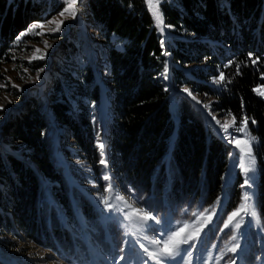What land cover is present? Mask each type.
<instances>
[{
  "label": "trees",
  "instance_id": "obj_1",
  "mask_svg": "<svg viewBox=\"0 0 264 264\" xmlns=\"http://www.w3.org/2000/svg\"><path fill=\"white\" fill-rule=\"evenodd\" d=\"M48 1L56 2L0 0V61L10 60L14 42L41 18ZM85 4L103 38L113 86L103 136L94 141L99 126L97 119L90 121V113L98 111L105 89L90 61L73 62L77 46L64 40L55 51L58 71L46 74V97L41 98L39 87H31L0 126L4 141L16 140L10 143L16 152L0 144V233H21L68 261L89 258L93 245L112 254L119 250L122 228L105 220L76 181L87 179L86 173L58 160L71 153L63 140L66 128L68 143L88 165L96 190L105 191L112 181L143 211L173 218H188L195 209L221 200L207 228L210 237L215 235L242 200L243 175L230 166L236 151L195 101L167 87L165 67L176 86L210 95L215 111L237 122L248 117L259 170L255 206L264 225V98L254 92L264 85V0H163L160 12L174 32L171 38L157 27L147 0ZM220 73L225 80L216 83ZM104 175L110 179H102ZM16 246L11 238H0V247L19 258ZM31 258L20 262L41 260ZM0 264L10 263L0 257Z\"/></svg>",
  "mask_w": 264,
  "mask_h": 264
},
{
  "label": "rangeland",
  "instance_id": "obj_2",
  "mask_svg": "<svg viewBox=\"0 0 264 264\" xmlns=\"http://www.w3.org/2000/svg\"><path fill=\"white\" fill-rule=\"evenodd\" d=\"M162 1L163 0H159V12L160 3ZM48 2V6L41 13V18L34 21L45 24L44 29H36L31 33H27L26 35L28 37H25V30L22 31L14 42V44H16V47L14 53L11 55L10 60L0 61V85H5L4 87H0V105L3 106V110H6L4 113L0 114V126L7 117L8 113L13 108L20 107L22 105V102H24L27 98L28 91L31 87H39L41 98L44 99L46 97L48 89V86L46 87L45 85L47 71H58V69L54 67V63L56 60L55 51L64 40H70L73 41L77 46V49L72 53L73 62L76 64H80L81 62L90 61L94 65L98 74L99 81L105 89L102 93L101 102L98 105V111L95 115L94 113H90V121L92 123L95 122V119H97L98 121L99 128L96 130L93 138L95 142H98L103 136L102 129L104 127L105 115L106 113L111 112L110 96L111 90L113 88L109 78V73L105 68L106 62L103 58V38L96 26V23L93 21L90 15L89 9L85 4V0H79V2L77 3V15L75 19H72L70 16H68V14H66L67 18L59 16V13L65 7H67V0H56L55 3L60 4V6L58 7L55 3H52V1ZM147 2L149 5V0H147ZM151 3L155 4L156 0H151ZM54 19H62L64 21L59 32L50 31V29L54 28L55 25L48 22ZM162 34L164 38H171L172 36H174V32L171 30V27L165 24ZM36 36L37 38H35ZM45 40L48 42L50 47H45ZM37 48L41 50L39 53H36L34 51ZM45 53V59H32L33 55L40 56L45 55ZM36 64L40 65L38 67H35ZM41 68H43V71H40ZM25 69L27 71H25ZM37 74H39V79H37ZM167 77V79H163L167 87L171 91L179 90L183 92V88H188L192 91V93L197 97V100H192L195 101L203 109L209 122L211 123L217 134L227 142L226 135L222 131H218L220 126L216 124L215 120H220L222 124L229 123L231 125L233 117L229 114H222L212 109V97L207 93L197 92L193 90L189 85L185 84L176 86L172 82L170 76L167 75ZM218 77L219 75L214 79H218ZM262 77H264V75H262ZM14 85L18 87H14ZM256 88H260L261 91H264L263 84L257 85L255 89ZM254 92L257 94L256 91ZM257 95L264 98V96H261L259 94ZM205 105H207V107H205ZM91 106L92 103L90 104V108ZM213 117H215V120L213 119ZM240 123L241 120L238 122L235 120V126H230L228 131L235 137H247L251 139L252 155L251 157H244L239 152V149H235L234 145L229 143L236 151L235 157L230 161V166L232 171L236 169L242 172L244 178V173L239 167L238 163V160L242 159L245 166L249 168V172L247 174L248 177H254V181L250 179V187L242 189L241 195L243 197V194L245 192L249 194L250 199L248 201V209L250 213L255 212L256 217H253L251 215V217L246 220L243 217L245 214L241 213L243 220L238 230L234 229L233 225L237 221L241 220L240 217H237L233 221V225H229L228 228H223V224L227 222V217L232 213L231 212L229 215H227L220 231L217 234V237L212 241H208V236L205 237L206 228L213 223L215 217L217 216L222 205L221 200H218L215 205L204 210L195 209L192 212V215L188 218H173L169 214L157 216L155 214H151L141 210L139 208V205L133 199L129 198L121 190L115 189L113 182H110L108 184L112 186V190L110 192H102L101 190H96L97 185L89 172L88 165L83 159L79 158L75 153H73L74 147L73 145L68 143L71 141V138L66 128L63 129V140L65 141L64 144L71 153H68L66 155H59L58 160L64 165H67V163H72L75 166L76 171L80 173H86L87 179H76V181L79 182V184L88 191L89 195L93 197L96 204L100 208L102 216L105 218V220L115 219L117 226L122 228L123 237L121 245L124 240H128L130 243L139 241V243L144 244V246L148 248L149 251H153L155 246L150 244L149 241L152 239H159L160 236H157L153 230H150L147 227H145L143 230H141L139 227H133V222H129L124 216V213L117 215L118 210L115 206L117 204L115 198L118 196H122L124 198V201L120 202L119 206L122 207L124 211L128 212L129 215H132L134 220L137 215L142 216L147 214L156 216L160 221L158 225H155L156 228H167L171 223H175L180 226L187 225V227L184 228L182 236L191 234L198 237L197 240L190 241L188 244H181L178 250V254L173 258L164 259L163 264H187V260L184 258V250L191 248L193 243L195 244V249L192 251L190 264H227V261L230 257H238V259L236 260V264H264V227L262 226V223L257 214L254 201L255 183L259 174L256 155L254 151L255 139L253 138L254 135L250 132L248 125L244 132L236 131V128L240 126ZM7 138V141H4L3 133L0 131V144H2L7 150L16 152L15 149L11 148L10 146V143H16V140L12 139L11 137ZM105 199L108 200L109 204L114 205L111 210L106 207L104 203ZM193 213H196V215L194 216ZM147 224H154V222L147 221ZM226 230H230V234L225 238H221V233ZM232 235H236L240 243V247L237 249L236 253L227 252V248L236 243V241H232ZM4 236H7L8 238L14 240V242L17 244L15 252H17L18 250L17 253L20 255L19 259L16 256H12L14 254H12L13 251L11 249L6 250L0 247V257L8 260L10 264H22L23 262H20L21 259L23 260L31 257L41 259L39 262H37V264H88V261L85 263L84 259L77 261H68L57 255L54 251H50V249L33 241L26 240L21 233L20 237H15L12 234L8 233H6L5 235L0 233V238H3ZM139 243L133 244L131 247H124V261L117 260V257L120 255L119 252L117 257H115L113 261L110 260L109 263L143 264V262L147 260V257L143 254V250L139 248ZM251 243H253L252 249H250ZM212 245H215V247L213 248ZM100 249L101 247L99 245H93L90 247L89 261L93 262L95 258H97V260L95 261H97L98 263L107 264L104 263L103 260H100L99 257H97L99 254L98 251ZM248 253H251L253 255V259L251 261L246 259V255ZM222 254L223 259H220V256ZM209 255H211L212 257L211 260H208L207 258ZM149 264H157V262L149 261Z\"/></svg>",
  "mask_w": 264,
  "mask_h": 264
},
{
  "label": "snow or ice",
  "instance_id": "obj_3",
  "mask_svg": "<svg viewBox=\"0 0 264 264\" xmlns=\"http://www.w3.org/2000/svg\"><path fill=\"white\" fill-rule=\"evenodd\" d=\"M79 2V0H67V7H65L60 13V17H66V14L70 16L72 19L76 18L77 11H76V5ZM158 5H159V0H156L155 4L151 3V0H149V8L152 11L153 18L156 22L157 27L160 28L161 32H163L164 28V22L162 18V14L158 11ZM48 23L55 25L54 28L50 29L51 32H59L61 30V26L64 23L62 19H54L49 21ZM45 24L43 23H38V22H33L26 30L24 34L31 33L36 29H44ZM41 34V33H38ZM45 47H50L48 42L45 40L44 41ZM36 53H39L41 50L39 48L34 50ZM45 59L46 58V53L45 55H40V56H35L33 55L32 59ZM249 58H251V54H249ZM256 60H253L252 63H256ZM228 66V65H226ZM25 71H27L25 69ZM40 71H43V68L40 69ZM167 67H165L164 70V78L167 79ZM238 71V69H237ZM39 74H37V79H39ZM225 80L224 74L220 73L218 79L215 80L216 83H220ZM230 82V81H229ZM5 85H0V87H4ZM14 87H18L15 86ZM182 91L186 93L191 99L197 100V97L192 93V91L188 88H183ZM254 91L257 92V94L264 96V91H261L260 88L254 89ZM207 107V105H205ZM0 110H3V106L0 105ZM215 120V117H213ZM216 124L219 125L218 131H222L226 137H227V142L234 145L235 149H239V152L244 156V157H251L252 155V149H251V144L252 140L244 137V138H239L233 136L231 133H229V127L230 126H235V118L233 117L232 124L230 125L229 123H221L220 120H215ZM255 123V120L252 121ZM248 125V117L244 116L241 120L240 126L236 128L237 132H244L247 128ZM101 150H103V144L98 145ZM231 156V153H230ZM101 164H106V161L101 159L100 160ZM239 167L242 169L244 173V180L243 183L241 184V188H247L250 187V179L254 181V177L249 178L248 177V172L249 168L245 166L243 163L242 159L238 160ZM104 180H109L110 177L108 175H105L102 177ZM112 190V186L108 185L105 191L110 192ZM131 192L132 190L129 189ZM117 204L115 205L117 207L118 211H121L124 213V216L127 218L129 222H133V227H139L141 230H143L145 227H147L150 230H153L157 236H160L159 239H152L149 241L150 244H152L154 247L153 251H149L148 248L144 246V244L139 243V241H134V242H129L128 240H124L122 242V245L119 249L120 255L117 257L118 261H124L125 260V255H124V247L128 246L131 247L133 244L139 243V248L143 250V254L147 257V260L143 262V264H149V261H156L157 264H163L164 259H169L173 258L178 254V250L181 244H188L190 241H195L198 239L196 235H187V236H182V233L184 232V228L187 227V225L180 226L175 223L169 224L167 228H156L155 225H158L160 221L157 219L156 216L152 215H137L135 217V220L132 215H129L128 212L124 211L122 207H120V202L124 201V198L122 196H118L115 198ZM243 203L239 206V208L236 211H233L228 217H227V222L223 224V228H228L229 225H233V221L237 218L240 217L241 220L237 221L233 227L234 229L238 230L241 226V222L243 220V217L241 216V213H244L245 215L248 214V201L250 199L249 194L245 192L243 194ZM104 203L106 207H108L110 210L114 205H111L108 203V200L105 199ZM195 216L196 213H193ZM251 215L253 217H256V213L252 212ZM147 221H153L154 224H147ZM171 233V234H169ZM232 241H236L231 247L227 248V252L231 253H236L237 249L240 247V243L237 239L236 235H232L231 237ZM214 248L215 245H212ZM195 249V244L193 243L191 248L185 249V259L187 260V264H190L191 260V255L192 251ZM208 260H211L212 257L209 255ZM220 259H223V254L220 256ZM238 257H230L229 260L227 261V264H236V260Z\"/></svg>",
  "mask_w": 264,
  "mask_h": 264
}]
</instances>
